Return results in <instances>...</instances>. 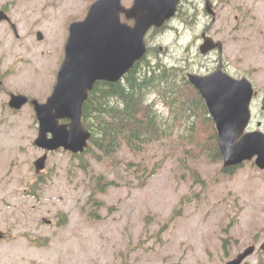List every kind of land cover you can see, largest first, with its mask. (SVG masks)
Wrapping results in <instances>:
<instances>
[{
    "label": "rangeland",
    "instance_id": "1",
    "mask_svg": "<svg viewBox=\"0 0 264 264\" xmlns=\"http://www.w3.org/2000/svg\"><path fill=\"white\" fill-rule=\"evenodd\" d=\"M25 1L27 13L14 16L22 38L0 27V231L7 235L0 264H227L254 244L257 252L244 264H264V171L252 161L226 175L222 163L193 158L179 124L169 122L167 136L141 154L125 145L112 157L95 149L82 159L50 153L36 175L34 162L44 152L34 144L29 108L11 116L5 107L11 93L42 102L51 95L68 27L97 0ZM212 2L215 22L201 14L203 1H192L185 10L198 13L199 22L184 24L180 13L150 33V46L175 65L181 48L209 25L210 36L224 43L230 74L264 92V0ZM34 28L43 29L45 43L26 51Z\"/></svg>",
    "mask_w": 264,
    "mask_h": 264
},
{
    "label": "water",
    "instance_id": "2",
    "mask_svg": "<svg viewBox=\"0 0 264 264\" xmlns=\"http://www.w3.org/2000/svg\"><path fill=\"white\" fill-rule=\"evenodd\" d=\"M181 1L135 0L132 8L127 9L121 0H98L84 21L71 25L66 59L54 92L46 104L34 101L40 123L35 142L38 147L48 151L63 148L75 154L84 152L91 133L82 124V113L94 85L98 81H120L141 61L146 54L148 31L162 27L174 17ZM210 8L209 5V11ZM121 14L127 20H134V26L122 22ZM3 20L9 18L0 12V22ZM215 47L221 49L222 43L215 44L212 38H205L202 52L205 54ZM190 81L206 100L217 125L225 168L256 158L257 166L264 170V133H245L251 120L252 83L247 78L236 80L221 71L208 77L192 75ZM1 86L0 81V90ZM28 100L22 95H12L9 104L11 108L21 109ZM61 119H69L71 124L60 125ZM47 158L46 154L35 163L37 172L45 168ZM261 249L264 250V244ZM254 252L255 248L250 247L227 264H242Z\"/></svg>",
    "mask_w": 264,
    "mask_h": 264
},
{
    "label": "trees",
    "instance_id": "3",
    "mask_svg": "<svg viewBox=\"0 0 264 264\" xmlns=\"http://www.w3.org/2000/svg\"><path fill=\"white\" fill-rule=\"evenodd\" d=\"M173 71L153 67L144 59L122 82L98 83L83 110V124L92 139L85 153L77 157L82 159L91 149L112 157L124 145L141 154L167 136V124L172 122L179 124L191 147L187 154L195 159L203 157L212 164L221 162L217 131L204 101L184 81V92L180 94ZM155 93L169 109L168 121L149 101Z\"/></svg>",
    "mask_w": 264,
    "mask_h": 264
},
{
    "label": "flooded vegetation",
    "instance_id": "4",
    "mask_svg": "<svg viewBox=\"0 0 264 264\" xmlns=\"http://www.w3.org/2000/svg\"><path fill=\"white\" fill-rule=\"evenodd\" d=\"M192 1H195V0H185L184 2H182L181 8H180L181 11H179L182 15L185 14V12H186L185 8H188V6H186V5ZM28 5H29V3L25 0H0V12H3L4 14L8 15V17H9V20H3L0 22V27L4 26L7 29H11V32H13L14 36L17 39H21L22 36L19 33V31H20L19 25H18L16 19H14V16L19 15V14H24L23 11H26L25 13H27ZM205 18H206V16H205ZM182 19H183V22L185 24L186 23V17H183ZM196 23H198V22H196ZM200 24L203 25L204 22H201ZM40 25H41L40 23L36 24V26H40ZM210 30H211V26L203 27L202 34L197 38L196 41H193V45L184 46L178 52V58L176 60L177 63L175 65L179 68V71L181 73L184 70L187 72V74H196V75H200V76H210L215 71L220 70L223 73H229L230 74L229 63L224 58V51L223 50L220 51L219 49H215V50H211L210 52H208L205 55L202 54L201 46L204 42L205 37L210 36V33H209ZM29 33L30 34L28 36L33 38V43L23 46L25 48V50L30 51L32 49H35L36 47L39 48L41 46V44L43 47V44L45 43V40H46V36L43 33V29H37L36 30V28H34L33 32L31 31ZM67 33H68L67 39L64 42V45L62 46V51H61V58L63 57V61L61 62L60 67L57 70L55 82L50 89L51 91L49 90V92L51 94H52L54 87L56 85V82H57L58 72L62 66V63L65 60L66 44H67V41L69 38V33H70L69 27H68ZM40 34H41L42 38H40ZM34 40L37 41V43H36L37 45H35ZM1 47H2V41L0 44V49H1ZM45 52H46L45 50H41V53H40L41 56H44L46 54ZM234 77L239 78L238 76H234ZM0 80L2 81V89L0 92V95H1L2 91H4V86H5V81L2 78V75H0ZM255 91H256V94H255V97L253 100V104L255 105L256 103H258V105H259L260 99L262 97L264 98V92L261 94L257 89H255ZM13 94L24 95L29 100L21 109L11 108L9 105V102L5 108H8L10 115L14 116L16 114L19 115L18 113L25 111L26 107H28L30 110L28 109L27 111L30 112V118L32 119V123L38 129L39 128V121H38L37 114L35 111L36 105H35L34 101H38V103H40V104H45L48 100V97L44 102H42L30 94L11 93L9 96V101H10L11 96ZM32 111H33V114H32ZM254 119L257 121V123L260 125V127L262 126L264 128V112H262L260 110V105H259L258 112L254 114ZM59 123L68 125V124H70V120L62 119L59 121ZM6 237H7L6 233H4L3 231H0V243L5 241Z\"/></svg>",
    "mask_w": 264,
    "mask_h": 264
}]
</instances>
